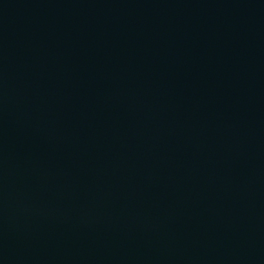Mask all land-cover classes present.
<instances>
[{
  "label": "water",
  "instance_id": "95a60500",
  "mask_svg": "<svg viewBox=\"0 0 264 264\" xmlns=\"http://www.w3.org/2000/svg\"><path fill=\"white\" fill-rule=\"evenodd\" d=\"M0 264H264V0H0Z\"/></svg>",
  "mask_w": 264,
  "mask_h": 264
}]
</instances>
